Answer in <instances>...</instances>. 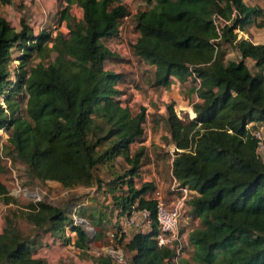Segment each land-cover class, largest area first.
Masks as SVG:
<instances>
[{
    "label": "trees",
    "instance_id": "obj_1",
    "mask_svg": "<svg viewBox=\"0 0 264 264\" xmlns=\"http://www.w3.org/2000/svg\"><path fill=\"white\" fill-rule=\"evenodd\" d=\"M115 1L111 5V0H66L59 21L66 22L67 34L42 30L34 35L24 20L15 28L0 14V95L10 84L11 50L17 47L21 52L17 81L6 93V106L0 104V129L9 133L15 158L26 165L30 178L55 181L66 189L100 182L97 166L121 156L130 167L121 176L128 178L122 183L126 191L117 195L116 186L111 188L116 223L133 206L149 210L152 218L150 231H136L124 243L132 253L131 263L174 264L175 251L155 240V203L145 196L155 189L153 184L134 185L142 152L131 154L130 145L143 138L145 107L133 114L123 106L116 88L121 74L104 68L114 54L103 40L117 35L119 21L128 14L126 6ZM143 1L151 7L134 16L138 37L132 47L138 58L154 66L153 85L168 87L173 77L183 83L192 73L200 79L193 87L197 97L191 104L193 120L183 124L172 105L166 118L176 147L172 175L194 191L188 200L189 217L199 223L187 236L191 260L193 264H264V161L253 135L258 130L264 133V43L238 39L234 32L257 18V26L263 27L264 8L243 0ZM72 4L82 9L80 19L70 13ZM234 12L232 24L215 42L213 14L230 19ZM224 46L235 48L241 57L225 60ZM33 53L40 61L26 69V58ZM51 53L55 55L49 60ZM245 58L253 59L261 72L252 73ZM22 89L27 96L24 115L12 101ZM8 193L0 180V198L6 204L11 202ZM21 207V216L36 230L68 242L69 228L76 237L74 246L88 248L87 231L74 224L64 208L44 200ZM15 213L4 217L0 264H49L35 255L36 242L22 234ZM89 218L95 226L102 225ZM93 259L96 264H112L109 255Z\"/></svg>",
    "mask_w": 264,
    "mask_h": 264
},
{
    "label": "rangeland",
    "instance_id": "obj_2",
    "mask_svg": "<svg viewBox=\"0 0 264 264\" xmlns=\"http://www.w3.org/2000/svg\"><path fill=\"white\" fill-rule=\"evenodd\" d=\"M119 1L126 6L128 14L119 21L117 35L103 40V43L114 54L105 61L104 68L121 74V79L117 82L116 88L119 90L117 98L123 106H127L133 114L137 113L141 106L145 107L146 115L142 124L144 129L143 138L140 142L130 145L131 154L137 151L142 152L140 166L136 177H134V183L138 186L136 188H139L142 184L148 182L147 180H151L154 174L160 172H166L169 179L173 180L170 175L169 160L175 153V147L169 146L171 141L166 123L167 108L172 105L175 114L181 119L182 123L189 124L195 117L191 104L197 100V97L193 92L195 83L188 80L177 83L174 77L168 87L153 85L154 66L148 65L138 58L133 53L132 47L138 37L134 16L138 11L150 8L151 4H147L143 0ZM116 3L117 1L111 0V5ZM0 12H2L1 9ZM72 13L76 19L82 17L81 8L76 4ZM259 20L257 18L256 22H259ZM256 22L244 28L243 32H246L249 37H257L258 40L264 43V26L258 27ZM61 30L56 33L67 34L68 32L67 27ZM233 49L232 47H223L222 53L225 60H229V52L234 54ZM54 55V53H51L49 60H52ZM20 56L21 52L17 47H13L8 65L10 84L4 87L6 90L4 95H0V104L4 107L6 106L4 102L6 93L12 87V84L17 81ZM233 59L238 58L235 56ZM39 61L40 59L33 53L26 58L25 68L29 69L30 66L36 65ZM26 100L27 96L23 89L12 95V101L17 103V110L20 115L25 114ZM8 134L7 131L0 129V167L2 168L0 180L8 188L11 200L9 204H6L0 198V231L4 226L5 215H12L11 213L15 211L16 225L24 236L30 238V240H35L36 244L33 250L36 251L35 254L38 257L44 258L49 264H96L93 258L97 253H104L109 246L107 232L117 227L118 212L112 198L111 188L116 186L113 191L117 195L126 191V185L122 183L128 178H121V176L129 169V164L121 156H116L97 166L95 175L100 182L94 181L93 186L90 187L78 186L66 189L55 181L41 182L30 178L26 165L15 158L13 149L8 142ZM141 142H144V144H139ZM121 185L123 186L120 187ZM173 193L174 195L179 194L178 191H173ZM193 193H190L189 197ZM37 200H44L64 208L74 224L76 222L75 217L78 220L81 217L84 218L88 224L81 221L78 224L82 225L88 233L90 238L88 248L81 250L74 246L76 237L71 235L72 232L69 228L66 229L65 234L70 239L67 242L64 239H51L50 234L38 231L29 224L18 210L22 208V205ZM188 214L189 205L187 203L186 212L179 227L182 235L199 223L198 220H192ZM90 216L99 219L102 225L95 226L89 218ZM96 231L99 232V237H95L94 233ZM39 235L42 237L40 238ZM127 238L123 240L120 247L125 254L124 264H132V253L124 248ZM190 256V246L183 244V254L177 259L176 263L193 264Z\"/></svg>",
    "mask_w": 264,
    "mask_h": 264
},
{
    "label": "built area",
    "instance_id": "obj_3",
    "mask_svg": "<svg viewBox=\"0 0 264 264\" xmlns=\"http://www.w3.org/2000/svg\"><path fill=\"white\" fill-rule=\"evenodd\" d=\"M234 17L235 12L230 19H227L218 13L213 14L212 21L217 33L215 42L221 40L223 29L232 24V19ZM234 31L238 33L240 32L239 29H235ZM192 80H194L193 82L195 83V86L198 87L200 79L194 73L188 77V81ZM253 135L258 141L257 149L259 152L264 147V133L261 130H258L254 131ZM172 190L178 191L179 194L167 199L159 189H154L149 195V198L155 203L154 221L157 227L155 240L158 246L167 247L175 251V256L172 261L174 264H177V259L183 254V244H188L184 235L180 233L179 227L183 220V215H185L186 212V204L190 199L189 195L194 191L190 190L187 186H181L175 178ZM75 220V224H78L80 221L87 223L82 217L79 218V220L75 217ZM151 224V212L147 209H138L136 206H133L128 212L119 217L116 229L107 232L109 246L104 253H97L96 256L109 255L112 264H124L125 254L120 247L121 243H119V239L123 238V240H125L127 238V232L130 229L141 232L144 231V228L151 229Z\"/></svg>",
    "mask_w": 264,
    "mask_h": 264
},
{
    "label": "crops",
    "instance_id": "obj_4",
    "mask_svg": "<svg viewBox=\"0 0 264 264\" xmlns=\"http://www.w3.org/2000/svg\"><path fill=\"white\" fill-rule=\"evenodd\" d=\"M243 2L248 6H252V7L257 6L260 8H264V0H243ZM66 5H67L66 0H11V3H6V4H3L0 1V9L2 11L0 12V14L10 23L11 26L15 28H19L21 20H24L31 27L34 35L38 34L42 30L49 31L52 33V35H55L57 31H62L61 29H64L66 27V22L64 20L59 21V12L64 7H66ZM74 6L75 4H72L70 6L69 11L71 14H73L72 10H74ZM11 20L12 22H10ZM239 33L240 34L237 35L238 39L243 38L249 40L253 44L263 43L262 41L258 40L257 37L254 36L249 37L246 32L245 33L243 32V30H240ZM233 50H234V54H230L231 52H229L228 54L229 60H236L233 59V57L235 58V56L239 59L241 57L240 52L237 51L235 48ZM244 62L252 73L256 74L261 72V70L258 67H256L255 61L253 59L245 58ZM262 72L264 74V70ZM174 80L177 81V83H179V81L176 78H174ZM139 144H144V142H141ZM169 146L175 147V145L172 144L171 142L169 143ZM175 151H176V147H175ZM258 153L262 161H264V147ZM173 157L174 154L172 155V158L169 160L170 175L171 178L173 179L172 181L166 175V172H160L154 174L151 180H147L148 182H151L153 184L155 189H159L167 199H170L174 196L172 190V185L174 183V177L172 175ZM134 185L135 187H138L136 183H134ZM150 194L151 192H148L145 194V196L149 198ZM172 194L173 196H171ZM148 231H150V228H144L143 232H148ZM135 232L136 230L130 229L127 232V236H128L127 240H129ZM188 232L184 234V237L186 239L188 236ZM71 235L73 236L72 233ZM35 255L37 256V254Z\"/></svg>",
    "mask_w": 264,
    "mask_h": 264
},
{
    "label": "clouds",
    "instance_id": "obj_5",
    "mask_svg": "<svg viewBox=\"0 0 264 264\" xmlns=\"http://www.w3.org/2000/svg\"><path fill=\"white\" fill-rule=\"evenodd\" d=\"M237 29H239V28H237ZM239 31H240V29H239ZM235 32V31H234ZM236 34L238 33V32H235Z\"/></svg>",
    "mask_w": 264,
    "mask_h": 264
}]
</instances>
